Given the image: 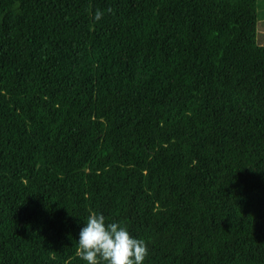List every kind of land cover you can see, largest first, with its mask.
Wrapping results in <instances>:
<instances>
[{"label":"trees","instance_id":"16d2710c","mask_svg":"<svg viewBox=\"0 0 264 264\" xmlns=\"http://www.w3.org/2000/svg\"><path fill=\"white\" fill-rule=\"evenodd\" d=\"M260 9L0 0V264H85L90 213L144 264H264Z\"/></svg>","mask_w":264,"mask_h":264},{"label":"clouds","instance_id":"9594fccd","mask_svg":"<svg viewBox=\"0 0 264 264\" xmlns=\"http://www.w3.org/2000/svg\"><path fill=\"white\" fill-rule=\"evenodd\" d=\"M97 19L100 14H97ZM76 246L85 264H144L147 246L119 222H107L102 213H90L79 229Z\"/></svg>","mask_w":264,"mask_h":264},{"label":"rangeland","instance_id":"374dc122","mask_svg":"<svg viewBox=\"0 0 264 264\" xmlns=\"http://www.w3.org/2000/svg\"><path fill=\"white\" fill-rule=\"evenodd\" d=\"M263 20L264 19H261L258 25V38L261 44H264V21Z\"/></svg>","mask_w":264,"mask_h":264},{"label":"crops","instance_id":"0c3cea01","mask_svg":"<svg viewBox=\"0 0 264 264\" xmlns=\"http://www.w3.org/2000/svg\"><path fill=\"white\" fill-rule=\"evenodd\" d=\"M260 10L262 11L261 13H262V14H264V9H263V10H262V9H260ZM259 21H260V20H259ZM263 21H264V20H263Z\"/></svg>","mask_w":264,"mask_h":264}]
</instances>
